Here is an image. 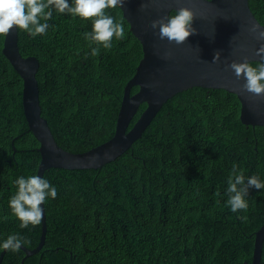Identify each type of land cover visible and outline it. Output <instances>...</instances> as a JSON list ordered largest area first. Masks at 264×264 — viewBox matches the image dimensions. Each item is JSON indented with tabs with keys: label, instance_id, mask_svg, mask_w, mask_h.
<instances>
[{
	"label": "trees",
	"instance_id": "obj_1",
	"mask_svg": "<svg viewBox=\"0 0 264 264\" xmlns=\"http://www.w3.org/2000/svg\"><path fill=\"white\" fill-rule=\"evenodd\" d=\"M249 4L264 24V0ZM52 11L45 34L33 38L18 29V44L23 56L40 62L42 115L58 145L85 152L114 135L124 87L143 48L119 6L106 14L123 24L125 38L113 37L110 50L85 38L92 20ZM4 39L0 35V243L18 233L34 249L42 222L21 228L9 200L17 178L37 175L40 142L24 115L23 79L3 54ZM240 113L236 94L195 86L168 99L116 160L98 169H46L43 178L57 196L44 203L45 243L25 259L22 248L6 251L1 264H252L255 233L264 225V189L249 188L248 208L238 212L227 204V189L233 165L246 180L255 175L264 183V126L243 123Z\"/></svg>",
	"mask_w": 264,
	"mask_h": 264
},
{
	"label": "water",
	"instance_id": "obj_2",
	"mask_svg": "<svg viewBox=\"0 0 264 264\" xmlns=\"http://www.w3.org/2000/svg\"><path fill=\"white\" fill-rule=\"evenodd\" d=\"M180 7L194 11L192 26L196 32L182 44L161 40L159 28H151L152 21L166 19ZM121 9L142 44L143 57L124 87L114 135L85 152H71L58 145L48 120L42 115L37 79L40 62L36 56L22 55L18 29L13 27L5 36L2 51L23 79L24 115L30 131L40 142L37 175L42 178L51 167L98 169L116 160L142 136L168 99L195 86L222 88L236 94L241 102V121L264 126V94L243 90L244 77L238 79L229 67L232 61L261 59L256 50L264 41L257 40L249 29L252 24L261 27L264 24L251 10L249 0H125ZM217 52L220 59L213 62ZM135 86L139 90L131 94ZM142 103L147 104L146 108L129 128ZM41 207L44 214L40 242L34 249L21 245L26 252L24 259L39 252L46 240V210L44 204ZM263 245L264 225L255 233L252 264H261ZM6 251L0 253V264Z\"/></svg>",
	"mask_w": 264,
	"mask_h": 264
},
{
	"label": "clouds",
	"instance_id": "obj_3",
	"mask_svg": "<svg viewBox=\"0 0 264 264\" xmlns=\"http://www.w3.org/2000/svg\"><path fill=\"white\" fill-rule=\"evenodd\" d=\"M125 0H0V35L7 36L13 27L29 33L33 38L43 35L49 28L47 21L52 19L53 8L59 13H68L81 19L92 20V31L85 33V38L104 49L112 48V40L125 38V29L122 23L115 22L111 15L106 14V9L122 8ZM194 11L189 7L175 9L174 15L166 19L153 20L151 28H159V38L167 39L170 43L182 44L196 32L192 22ZM44 22H41V21ZM255 34L257 40L264 41V27L252 24L249 29ZM99 48H92V55H97ZM170 55V54H169ZM256 55L261 59L255 66L247 59L243 62L232 61L229 67L234 70L236 77H244L243 90L256 95L264 94V43L256 50ZM167 58V57H165ZM220 53L217 52L213 62H218ZM17 191L10 197L9 207L13 214L20 220L21 228H27L29 224L39 225L44 214L41 205L51 197L55 199L57 189L50 182L39 175L21 176L14 181ZM264 189V183L253 175L245 178L243 171L237 172L233 165V175L228 181L229 197L227 204L232 212L246 210L249 188ZM28 241L18 233L9 235L0 248L7 251L19 252L21 245Z\"/></svg>",
	"mask_w": 264,
	"mask_h": 264
}]
</instances>
